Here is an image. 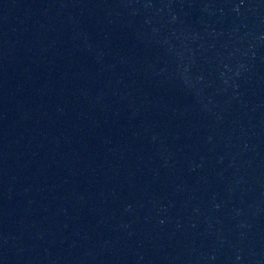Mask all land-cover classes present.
<instances>
[{
	"label": "water",
	"instance_id": "water-1",
	"mask_svg": "<svg viewBox=\"0 0 264 264\" xmlns=\"http://www.w3.org/2000/svg\"><path fill=\"white\" fill-rule=\"evenodd\" d=\"M0 264H264V0H0Z\"/></svg>",
	"mask_w": 264,
	"mask_h": 264
}]
</instances>
